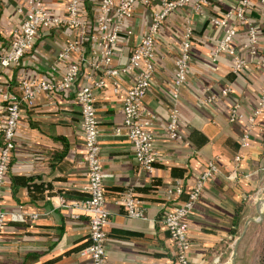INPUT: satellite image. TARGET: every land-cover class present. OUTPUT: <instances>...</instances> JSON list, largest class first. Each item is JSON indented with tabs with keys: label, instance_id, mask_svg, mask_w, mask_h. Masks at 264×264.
Masks as SVG:
<instances>
[{
	"label": "crops",
	"instance_id": "obj_1",
	"mask_svg": "<svg viewBox=\"0 0 264 264\" xmlns=\"http://www.w3.org/2000/svg\"><path fill=\"white\" fill-rule=\"evenodd\" d=\"M97 1L88 0L90 14ZM48 2L54 14L65 13L64 0ZM230 4V0H211L200 13L190 6L177 10L157 36V71L142 105L144 118L149 114L157 117L147 127L156 135L155 148L159 154L151 172L141 168L134 157L124 124L123 100L133 76L119 77L118 93L109 80L96 92L102 166L110 175L105 182V207L110 214L109 264H176L175 248L161 219L175 202L186 199L191 184L211 160H217L221 171L207 184L190 216L191 264H230L235 241L251 219L252 207L259 210L262 206L259 204L264 200H260L258 192L262 187L264 191V112L257 119L248 150H242L240 145L246 124L230 123L228 114L232 102L238 101L246 114L252 112L264 84V66L258 64V57L243 53L248 68L245 75H237L232 71L230 56L222 54L213 60L214 44L222 36V30L209 19L231 8ZM16 9V0H0V50L19 27ZM252 16L259 23V15ZM89 17L92 21L93 14ZM151 20V11L137 5L118 40L116 66L129 61ZM189 20L195 32L193 59L188 81L176 101L186 141H178L166 137L165 125L175 102L172 84L175 57ZM237 26V42L246 41L245 25ZM128 30L132 33L128 34ZM261 31L259 45L264 49V30ZM69 33L64 26L42 31L34 49L17 66L0 70V88L21 95L20 84L24 79L55 81L63 72L57 56ZM91 72L83 66L68 90L41 92L32 106L21 107L3 206L8 211L23 212L27 220L9 219L2 238L0 264H91L90 257L81 253L90 244L89 217L72 205L88 196V165L75 93L90 82ZM228 86L232 88L229 97L213 105L205 103L210 92L220 94ZM5 114L6 105L0 103V123ZM239 154L244 158L237 169L238 177L230 181L227 176L235 168L233 159ZM177 183L183 185V195L175 201L168 200L167 189ZM128 188L142 202L147 219L126 215L122 196ZM242 203L244 209L238 217ZM33 214L38 217L30 218Z\"/></svg>",
	"mask_w": 264,
	"mask_h": 264
},
{
	"label": "built area",
	"instance_id": "obj_2",
	"mask_svg": "<svg viewBox=\"0 0 264 264\" xmlns=\"http://www.w3.org/2000/svg\"><path fill=\"white\" fill-rule=\"evenodd\" d=\"M16 1V10L20 17L19 27L14 30L7 45L0 50L1 71L17 66L34 49L36 40L42 31L64 26L70 30V35L66 45L60 49L57 56L58 63L63 66V72L55 81L39 78L24 79L20 84L21 95L0 88V103L6 105V114L0 123L2 135L0 145V251L9 219L27 220L23 212L8 211L3 206L7 177L16 146L21 107L23 105L32 106L36 96L41 92L56 93L59 90H68L77 81L83 66H87L92 70L88 75L90 82L76 90L75 101L81 111L85 158L88 165V196L72 205L89 217L90 244L82 250V255L89 256L91 264H109L107 225L110 214L105 207V182L110 175L104 172L102 166L96 92L103 89L109 80L115 92L118 93L121 90L119 77L133 76V81L126 89L123 100L124 124L128 128L127 137L131 142L134 157L141 168L151 172L158 161L159 154L155 148L156 135L147 127L156 122L157 117L155 114H149L147 118H144L142 105L157 71V36L173 12L190 6L195 13H200L211 0H98L96 7L91 8V14L90 7L87 6L88 0H64L65 13L63 15H56L51 11L48 5L49 0ZM230 3L231 8L212 15L209 19L213 26L222 30V36L214 44L213 60L216 61L220 55L226 54L233 61V73L245 75L248 62L243 53L258 57V64L264 66V49L259 45L261 30H264V0H230ZM137 5H142L151 11L150 26L134 47L129 61L122 66H116L118 40L124 32L127 20L134 15ZM253 13L259 15V23H255ZM92 14L93 20L91 21L89 15ZM240 23L246 28L247 40L244 42H237L239 33L237 24ZM127 33L131 34L132 31L128 30ZM194 37L195 32L189 20L184 27L175 57L172 83L175 102L165 125L166 137L170 140L186 141L181 131L176 101L180 89L188 81L190 64L193 59ZM231 92L230 86L223 88L220 94L210 92L205 98V103L213 105L229 97ZM263 112L264 84L250 114L244 112L242 103L239 101L232 102L230 105L229 122L246 124V130L240 141L242 150L248 149L257 119ZM242 154L233 159L235 168L227 176L230 181L238 177L237 169L244 158ZM220 171L217 160L209 161L191 184L186 199L175 202L171 210L161 219L162 225L173 242L177 264H191L190 216L205 187ZM184 191L182 184H174L167 189L168 200L175 201V198H180ZM122 204L127 216L147 219L146 210L132 188L124 191ZM37 217L38 214L30 216L32 219Z\"/></svg>",
	"mask_w": 264,
	"mask_h": 264
},
{
	"label": "rangeland",
	"instance_id": "obj_3",
	"mask_svg": "<svg viewBox=\"0 0 264 264\" xmlns=\"http://www.w3.org/2000/svg\"><path fill=\"white\" fill-rule=\"evenodd\" d=\"M262 190L263 187L258 192L261 193L259 196L260 200H264V191ZM249 218H254L258 221L248 223L244 236L239 243L236 264H259L256 259L258 257V244L264 234V208L261 216L259 210L252 207Z\"/></svg>",
	"mask_w": 264,
	"mask_h": 264
},
{
	"label": "trees",
	"instance_id": "obj_4",
	"mask_svg": "<svg viewBox=\"0 0 264 264\" xmlns=\"http://www.w3.org/2000/svg\"><path fill=\"white\" fill-rule=\"evenodd\" d=\"M248 149H249V147H248ZM247 149V150H248ZM256 192V190L255 191H253V192H250V193H255ZM244 205H245V203H242L240 206H239V208H238V212H237V215L236 216H238V215H241V212L243 211V209H244ZM234 217L235 219H234V225H236L237 224V221H238V217ZM233 233H235L234 232V230H233ZM258 257H257V259H256V261H257V263H259V264H264V234L262 235V237H261V240H260V243L258 244ZM175 262H176V258H175ZM177 264V263H176Z\"/></svg>",
	"mask_w": 264,
	"mask_h": 264
},
{
	"label": "water",
	"instance_id": "obj_5",
	"mask_svg": "<svg viewBox=\"0 0 264 264\" xmlns=\"http://www.w3.org/2000/svg\"><path fill=\"white\" fill-rule=\"evenodd\" d=\"M259 205H264V201L261 202V204ZM244 231H245V227L243 228V232L242 234H240V236L237 238V240L235 241V247H234V250L232 252V255H231V261H230V264H236V258H237V252H238V246H239V243L241 242V239L243 237V234H244Z\"/></svg>",
	"mask_w": 264,
	"mask_h": 264
},
{
	"label": "bare ground",
	"instance_id": "obj_6",
	"mask_svg": "<svg viewBox=\"0 0 264 264\" xmlns=\"http://www.w3.org/2000/svg\"><path fill=\"white\" fill-rule=\"evenodd\" d=\"M262 200H263V199H262ZM262 200H261V201H262ZM263 208H264V205L261 206V207H259V211H260V215H261V216H262ZM251 221H258V220L254 219V218L249 219V220L247 221V223L245 224V231H246V229H247V225H248V223L251 222ZM245 231H244V233H245ZM243 236H244V234H243Z\"/></svg>",
	"mask_w": 264,
	"mask_h": 264
}]
</instances>
